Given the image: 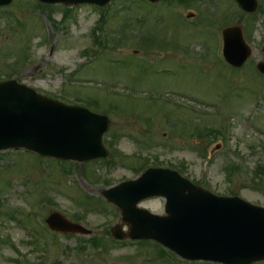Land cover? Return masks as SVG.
I'll list each match as a JSON object with an SVG mask.
<instances>
[{"label":"rangeland","instance_id":"obj_1","mask_svg":"<svg viewBox=\"0 0 264 264\" xmlns=\"http://www.w3.org/2000/svg\"><path fill=\"white\" fill-rule=\"evenodd\" d=\"M191 1H115L101 11L14 0L0 9V79L107 114L114 146L106 160L85 164L0 152V264H214L110 243L121 215L101 190L149 165L264 208V77L256 67L264 62V13L253 29L233 0ZM237 25L251 49L240 70L222 55V31ZM139 207L163 215L164 199ZM53 211L80 216L92 234L54 235L45 223Z\"/></svg>","mask_w":264,"mask_h":264},{"label":"water","instance_id":"obj_2","mask_svg":"<svg viewBox=\"0 0 264 264\" xmlns=\"http://www.w3.org/2000/svg\"><path fill=\"white\" fill-rule=\"evenodd\" d=\"M11 1L0 0V5ZM39 1L104 7L112 0ZM237 1L249 12L256 9L255 0ZM224 36L227 60L242 66L250 51L240 29H228ZM258 69L264 74V63L258 64ZM107 128L106 117L41 97L16 81L0 84V151L21 148L43 157L78 161L105 157L101 140ZM151 196L167 198V217L136 209L140 200ZM106 197L122 210L124 222L132 225L131 239L156 240L189 260L226 264L264 260V209L239 198H218L168 170H150ZM47 223L56 231L87 234L56 214ZM115 231L116 238L126 237L120 228Z\"/></svg>","mask_w":264,"mask_h":264},{"label":"trees","instance_id":"obj_3","mask_svg":"<svg viewBox=\"0 0 264 264\" xmlns=\"http://www.w3.org/2000/svg\"><path fill=\"white\" fill-rule=\"evenodd\" d=\"M94 242H95V243H98V241H97V240H94Z\"/></svg>","mask_w":264,"mask_h":264}]
</instances>
